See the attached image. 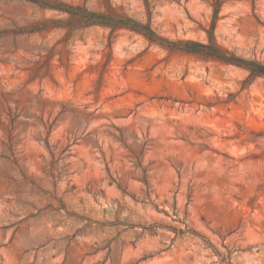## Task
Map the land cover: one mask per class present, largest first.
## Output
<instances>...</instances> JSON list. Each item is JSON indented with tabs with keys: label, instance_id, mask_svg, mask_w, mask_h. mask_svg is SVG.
<instances>
[{
	"label": "rangeland",
	"instance_id": "374dc122",
	"mask_svg": "<svg viewBox=\"0 0 264 264\" xmlns=\"http://www.w3.org/2000/svg\"><path fill=\"white\" fill-rule=\"evenodd\" d=\"M208 42L214 0H57ZM213 35L264 63V0ZM0 0V264H264V78Z\"/></svg>",
	"mask_w": 264,
	"mask_h": 264
},
{
	"label": "trees",
	"instance_id": "16d2710c",
	"mask_svg": "<svg viewBox=\"0 0 264 264\" xmlns=\"http://www.w3.org/2000/svg\"><path fill=\"white\" fill-rule=\"evenodd\" d=\"M33 3L43 9H51L66 14L65 20L49 21L36 26L32 32L47 29L49 27H64L68 34L80 28L90 26H101L109 28L111 31L126 29L142 35L149 42L167 48L169 51L183 52L195 55L204 59H215L223 64L233 65L248 72L249 78H264V63L255 60H246L237 57L227 50L217 45L213 31L214 24L219 10V0H214V13L210 30L207 32L208 42L200 43L191 40L169 41L158 36L152 30L149 23L142 24L124 14H119L108 8L104 12H96L82 6L68 5L57 0H23Z\"/></svg>",
	"mask_w": 264,
	"mask_h": 264
}]
</instances>
